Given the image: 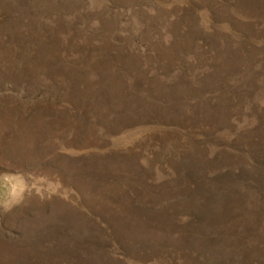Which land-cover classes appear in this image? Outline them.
<instances>
[{
	"label": "rangeland",
	"instance_id": "obj_1",
	"mask_svg": "<svg viewBox=\"0 0 264 264\" xmlns=\"http://www.w3.org/2000/svg\"><path fill=\"white\" fill-rule=\"evenodd\" d=\"M0 264H264V0H0Z\"/></svg>",
	"mask_w": 264,
	"mask_h": 264
}]
</instances>
